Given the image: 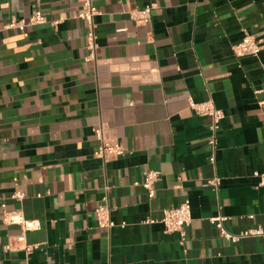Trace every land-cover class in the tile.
<instances>
[{
    "label": "crops",
    "instance_id": "crops-1",
    "mask_svg": "<svg viewBox=\"0 0 264 264\" xmlns=\"http://www.w3.org/2000/svg\"><path fill=\"white\" fill-rule=\"evenodd\" d=\"M94 3L90 56L81 0H0V264H264V236L233 244L210 221L228 217L235 234L264 228V0ZM148 4V23L131 18ZM36 11L56 24L3 29ZM246 31L263 48L236 57ZM192 103L224 113L215 164L210 118ZM102 126L124 149L108 162L95 155ZM150 171L154 196L143 185ZM187 199L181 245L147 219ZM104 204L114 227L98 225ZM8 211L41 226L19 242Z\"/></svg>",
    "mask_w": 264,
    "mask_h": 264
},
{
    "label": "built area",
    "instance_id": "built-area-1",
    "mask_svg": "<svg viewBox=\"0 0 264 264\" xmlns=\"http://www.w3.org/2000/svg\"><path fill=\"white\" fill-rule=\"evenodd\" d=\"M82 6L80 12L77 14V18L84 21L86 26V48L90 52V56H94L98 47L97 34H96V17L99 14V10L94 3V0H81ZM156 7L155 4H148L144 8L131 13V18L137 22L148 23L151 20L152 12ZM50 21L41 12L36 11L28 20L13 18L7 22L3 29H18L25 31L30 25L46 24ZM56 24V22H50ZM1 31V29H0ZM263 48V42L256 37V35L245 32L242 39L233 45V52L236 57H243L247 55L258 56ZM192 107L195 111L210 118L208 125L209 139L208 143L212 148V154L209 157V161L213 164L216 162V151L218 148V135L221 129V121L224 118L222 110L218 109L212 103L196 104L192 103ZM104 128L98 127L95 129L96 136L100 139L101 143L95 151V155L100 157L104 162H108L110 159L121 156L124 154V149L119 145H113L104 138ZM260 177V184L264 185V173H256ZM159 173L157 171H150L145 181L144 187L148 190L150 196L155 195V189L152 187L154 181L158 179ZM219 178L214 177L207 181L208 184L217 187L219 185ZM14 197L22 198V193H16ZM98 225L102 228H111L116 226L115 221L111 218L110 209L107 205H100L95 210ZM4 223L7 225H19L22 229V234L17 236L19 242H25L26 233L39 229L41 226L38 220H28L22 211H8L4 213ZM192 220L191 203L187 199L176 207L165 208L162 211V217L160 219L148 218L147 222L156 223L161 222L167 232H176L179 234V243L184 245L188 237V228ZM228 217L216 216L210 219L219 230L221 237L229 241L230 243H237L241 239L250 236H264V228L257 227L253 229H247L241 231L238 234L230 232L226 226L225 221ZM125 226V223H122ZM27 250H32L31 246H25Z\"/></svg>",
    "mask_w": 264,
    "mask_h": 264
}]
</instances>
